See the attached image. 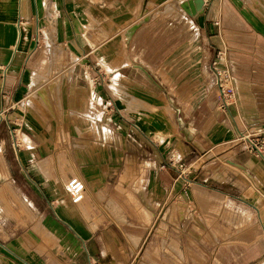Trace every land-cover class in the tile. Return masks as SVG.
Masks as SVG:
<instances>
[{
	"label": "crops",
	"instance_id": "obj_1",
	"mask_svg": "<svg viewBox=\"0 0 264 264\" xmlns=\"http://www.w3.org/2000/svg\"><path fill=\"white\" fill-rule=\"evenodd\" d=\"M0 1V124L13 127L1 182L19 191L0 199L24 222L0 229V264H264L255 17L236 0L192 15L184 0L174 14L173 0ZM220 50L234 85L223 109ZM48 53L64 63L45 64ZM51 69L63 79L46 120L24 99ZM213 151L227 167L208 175L197 163ZM71 176L85 186L76 203Z\"/></svg>",
	"mask_w": 264,
	"mask_h": 264
},
{
	"label": "rangeland",
	"instance_id": "obj_2",
	"mask_svg": "<svg viewBox=\"0 0 264 264\" xmlns=\"http://www.w3.org/2000/svg\"><path fill=\"white\" fill-rule=\"evenodd\" d=\"M179 0H173L172 2H169L167 9H166V13L169 14H174V6L173 3H177ZM211 0H208V3ZM235 3V0H232ZM1 2V1H0ZM236 6L238 8H240L242 10V12L244 14H246L249 17H255V19H257L258 23L257 25L261 27V31L264 32V0H236ZM238 4V5H237ZM177 8H178V4ZM181 10V9H180ZM182 12V10H181ZM45 44L44 48H45V52H51L54 51L53 50V44L51 42L50 39H45ZM221 53L218 55H215V57L210 61V65H213V61H215V66L217 68H220V73H221V82H222V86L225 88L226 93L228 94H232V98H230L229 102H232V99L234 98V85H233V77H232V73L230 72V70L228 69V67L226 66V62H225V55H224V50H220ZM48 59V60H47ZM49 61V62H48ZM43 62L45 64L50 63L51 65L54 66L55 63H64V59H63V55L58 54V56L54 57L51 54H47V58L44 57L43 58ZM54 69H51L49 71L46 72L45 76H39L36 78L35 80V84L38 83H42L43 85L40 86L39 88H35V90L31 93H29L26 97H25V103L29 104L31 108H36V106L40 107L39 108V112L41 107L43 108V115H44V119H50L52 118V105L54 104V91L58 90L59 87L54 85L53 78L55 79H63V71L61 72H57L55 73L56 75L53 76ZM214 74V73H213ZM216 78V77H215ZM36 91H39V93H36ZM12 128H8L5 125V122L2 121V123L0 124V194L5 193L4 192V187L6 186L4 183L1 182V180L3 179L4 176V172H5V167H4V158H5V149L9 148L10 145L13 143L11 138H12V134L10 132V130H12ZM19 136V132H16ZM14 144L16 145V142H14ZM256 147L257 150H259V147L264 150V145L263 143L254 145ZM261 153V150H260ZM264 154V153H262ZM219 155L217 154L216 151L210 152L205 154V156L202 157V159H200V161L197 163L198 165L200 164H204L206 167L204 168L205 171H207L206 174H214V170L216 167V163H218V160L220 162H222L223 166L227 165L225 164L224 158L223 157H218ZM217 159V160H215ZM215 167V168H214ZM210 181V180H209ZM208 181V182H209ZM211 186L213 187H217V185L209 183ZM7 187L9 188V190L12 192V194H19V191L17 190L16 187H11V185H7ZM13 188V189H12ZM2 189V190H1ZM226 190H228V187H226ZM11 201V200H10ZM13 201L15 202V200L13 199ZM18 204H20L19 199L17 198ZM18 211H22V209H19ZM16 213V210L13 209L12 205L9 202H6V200H2L0 199V229H5L6 227L8 228V234L11 235L12 232H15V230H18L21 226V223L24 224V222L22 221V219H20V216L18 214H14ZM18 219L19 222L17 221L16 223H14L12 220H16Z\"/></svg>",
	"mask_w": 264,
	"mask_h": 264
},
{
	"label": "built area",
	"instance_id": "obj_3",
	"mask_svg": "<svg viewBox=\"0 0 264 264\" xmlns=\"http://www.w3.org/2000/svg\"><path fill=\"white\" fill-rule=\"evenodd\" d=\"M204 3V7L206 6V4L208 3V0H203ZM215 61H213V65L211 66L212 71L214 73V76L216 77V84L218 87V95H219V102H220V108H226L229 105V100L230 98H232V94H228L225 91V88L222 86V82H221V73H220V68H217L215 66ZM177 169H178V173L179 175H181L184 171H183V165L182 164H177ZM66 188L69 192V194L71 195V201L76 203L79 202L80 200H82L83 198V194H84V190H85V186H84V182L77 176H71L67 182H66ZM91 264V263H90Z\"/></svg>",
	"mask_w": 264,
	"mask_h": 264
},
{
	"label": "water",
	"instance_id": "obj_4",
	"mask_svg": "<svg viewBox=\"0 0 264 264\" xmlns=\"http://www.w3.org/2000/svg\"><path fill=\"white\" fill-rule=\"evenodd\" d=\"M180 5L183 10L190 15L195 14L204 8L203 0H184Z\"/></svg>",
	"mask_w": 264,
	"mask_h": 264
},
{
	"label": "bare ground",
	"instance_id": "obj_5",
	"mask_svg": "<svg viewBox=\"0 0 264 264\" xmlns=\"http://www.w3.org/2000/svg\"><path fill=\"white\" fill-rule=\"evenodd\" d=\"M8 190H9L8 187H6V188L4 187V192H5V193H3V194H6V193H7L6 191H8Z\"/></svg>",
	"mask_w": 264,
	"mask_h": 264
}]
</instances>
